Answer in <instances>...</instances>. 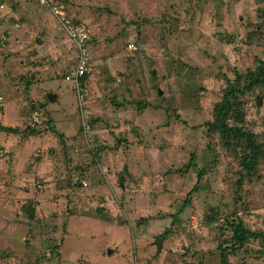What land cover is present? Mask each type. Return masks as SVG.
Here are the masks:
<instances>
[{
    "label": "rangeland",
    "instance_id": "374dc122",
    "mask_svg": "<svg viewBox=\"0 0 264 264\" xmlns=\"http://www.w3.org/2000/svg\"><path fill=\"white\" fill-rule=\"evenodd\" d=\"M58 1L92 37L82 107L65 81H70L75 46L50 9L38 0H0V124L16 123L20 131L0 132V264H129L122 258L129 241L135 257L137 245L139 264H220L219 247L231 246L229 222L235 215L245 228L264 232V87L246 90L264 69V0ZM129 44L136 49L129 51ZM37 66L46 88L60 95L53 106L57 130L67 137L76 130L83 138L90 135L91 150L82 143L63 149L58 138L41 136L52 130V115L47 103L33 104L25 89L26 83L35 84ZM228 83L239 93L228 103L225 123L251 133L261 147L251 173L242 171L244 139H225L207 126ZM118 105L125 109L121 118ZM94 109L91 117H83V110ZM35 111L43 113L39 124L31 121ZM92 131L104 137L101 143ZM30 135L41 137L32 143ZM104 139L128 153L145 145L142 159L149 166L129 161L130 171L138 168L141 174L132 186L119 187L117 175L128 172L117 160L112 164L117 163L119 174L105 175L121 195L112 204L122 229L96 221L104 209L98 206L101 199L81 190L82 181L93 191L103 180L97 164L107 153ZM48 146L56 148L49 150L51 156L58 152L63 179H54L60 174L51 168L38 172L36 182L27 180L36 162L35 156L28 158ZM18 163L23 168L16 176ZM46 191L56 196L54 202L38 209L33 195ZM24 208L34 210L33 219ZM67 229L65 249L99 263L84 255L73 262L62 259ZM165 232L156 254L154 239ZM141 234L150 235L147 242ZM111 244L121 252L114 257L99 252ZM227 258L228 264H264V240L248 241Z\"/></svg>",
    "mask_w": 264,
    "mask_h": 264
},
{
    "label": "crops",
    "instance_id": "0c3cea01",
    "mask_svg": "<svg viewBox=\"0 0 264 264\" xmlns=\"http://www.w3.org/2000/svg\"><path fill=\"white\" fill-rule=\"evenodd\" d=\"M38 1H39V3H41L42 0H38ZM47 1H48L49 4H51V3L52 4H56L58 2V0H47ZM62 3H63V1H62ZM42 5H44V4H42ZM53 15L57 19V21L59 22L58 17L55 14H53ZM54 21H56V20H54ZM1 25H3V23H0V26ZM2 28L4 29V26H2ZM88 31H89V28H88ZM65 36H66V34H65ZM89 38L90 39H89L88 47H89V55H90V60H91V45H90V43H91V38L92 37H91L90 31H89ZM73 53H74V60H73L72 67L75 66V62H76V49H75V47H74ZM38 69H39V67L37 66L32 71V72L35 73V75H36L37 78L34 81L35 84L32 85V86H30V88H29V90H30V93L28 92L29 93V98H30V101H33L34 102L33 104H37V103L46 104L47 103L48 104L47 105V109L51 113L52 120H53V128H52V130H50V132H47V134H45V133L44 134H41V136L43 138H45V137L46 138H49L50 136H53V137L58 138L57 141L60 142V144L62 145V148L63 149H66L67 147L74 146V145H77V144H81L82 143V144H85L88 147L89 150H91L90 144H91L92 141L94 142V138H92V141H91L89 139L91 137L90 135H88V137L84 136V138H83L81 135L80 136L77 135V130H76L75 133H74V135L72 137H67L66 135H64L63 133H60L57 130L56 124H55V120H54L53 116L55 118H57V116L55 114L58 111L56 110V112H55L53 110V106L58 101L60 95H59V93H56V92L52 91V89H49L48 90L46 88L45 84L39 79V77H40V75H39L40 74V71ZM154 73H155V71H153V74ZM60 81H62V80H60ZM65 81L71 83V85H72V91L75 93V96H76L77 106L78 107L79 106L82 107V105L84 104V97H83V94L81 93V91H82V87H83L84 83H83V85H81V81L79 82V84H77V83L74 84V83H72L71 81H68V80H65ZM55 83L56 82H52L51 81L50 82V85L51 84H55ZM33 88L36 89L34 93H33V91H34ZM43 91L45 93H43ZM49 94L54 95V98L52 100H49L48 99V95ZM158 95H160V96L162 95V92L160 90H158ZM49 103L51 105H49ZM135 104H137V103H135ZM121 108H123L122 105L121 106H119V105L117 106L118 116L120 118H121V114H123V112L125 111V109H121ZM95 110L96 109H94V111L83 110L82 111L83 112V117L84 118L91 117L92 114H95ZM53 111H54V114H52ZM149 111H150V109L147 108L140 115L141 116H144ZM61 112L64 113V110H62ZM155 113L158 114V115H160L161 112H155ZM75 114H76V110H75ZM76 116H77V118H80L78 115H76ZM18 123H19V120H18ZM15 124L16 123L9 124V125L8 124L7 125H3L1 123L0 126L15 128L14 127ZM115 125L118 126V128H119V125L117 123ZM151 125H148V126L151 127ZM158 132H160V130H158ZM1 134H3V133H1ZM92 134H94L95 136H97L96 139H98V141L101 143V141H102V139L104 137L103 138H101L100 136L98 137V134H97L96 131H92ZM8 135H12V134H8ZM15 135H17V134H15ZM41 136L38 135V136L33 137V136L30 135V136H28V138L30 137L31 138L30 140H32V143H33V141H35L36 139H38ZM53 137L51 138L52 141L54 140ZM19 138H20L19 140H21V141L26 140V138L25 139H23L21 137H19ZM43 138H41V139H43ZM69 139H71L73 141V143L69 144V142H67ZM79 139L81 140V142L78 143V140ZM57 141H56V148L59 149V146H58ZM103 141H104V144L103 145H107L108 146V148L106 149L107 153L105 152V153L102 154V159H101V162L102 163L101 164H100V160H99V163L97 162L98 163L97 164V168L102 172L103 177L101 179H103V180H102L101 184H99L97 187H95L93 189V191H90V189L86 188L88 186V183L82 181L81 182V186H83V189H81V190H83L82 191V194H84L85 192H91L92 194H88V195L94 196V198L101 199L100 200V204L98 206H99V208H101V209L104 208L105 210L103 209V212L100 211V213H97V216H96L97 218H95V219H97L96 221L100 222L102 226L107 225V226H113V227H117V228H121L122 229V226H119L116 223V221L114 220V218L116 217V213H115V209L113 208V204H112L113 203V199H115V198L117 199L118 197L121 198V195H118L117 194V192L114 190L115 184H113V181H111L107 177L109 175L116 176L117 175L116 173L120 172L119 169H116V167H118L117 166V163H116V165L115 164L114 165L112 164V163H114L115 160H117V161H119L120 166L122 167V169L123 168L124 169L126 168V171L128 172L127 174H124V175H117L118 179L121 178L120 181L118 182V183H120V186L119 187L123 190V189H126L125 187H127L128 185L132 186L133 183H134L135 177H137L138 175L141 176V174L139 173V169L138 168H136L133 173H132V171H130V169L132 168L131 167L132 165L129 163V161H130L131 158H133V160H136L139 165L140 164H143L145 167H148L149 165L145 164L144 163L145 161H143V159H142V156L145 154V145L142 146V149H136L135 148V151L129 150L130 153H128L127 151L123 152L122 150H118L117 151V149L115 148L114 145L110 147V145H111V142L110 141L111 140H108V139L105 140L104 139ZM105 142H107V143H105ZM26 145H27V143H25V147H26ZM45 148H46V146H45ZM45 148L43 149V151H41V150H39L37 148V150L30 156V158H28V160H29V159H32L31 157L35 156L34 158H36L37 160L35 159L36 162H35L34 165H32V169L34 170V172H32L30 175H27L26 174L29 178H26V175L22 174V178L23 179L26 178L27 180H34L33 182H36L39 179L38 177H35V176H38V175H36V174H38V172L41 175L42 172H45V171L47 172L51 168L52 169L55 168L56 169V173H58L60 175L62 174V172H59V170L61 168L60 167V163L58 161H55V159H57L56 156H59V155H57L58 152H56L53 156H51L50 155L51 152L49 151V150H51V148H54V149H56V148L53 147V146L52 147L51 146H48L47 149H45ZM109 149H111V150H109ZM119 154H122L125 163H122L121 162ZM158 155H160V154H158ZM149 158H153V157H151V155H150ZM153 159H155V157ZM18 164L19 165L17 167H15V169H14L15 172L13 171L16 174V176H18V174L20 173V171L22 173L21 168H23V166H20V163H18ZM63 168H65V166ZM88 169H90V172H91L92 169L91 168H88ZM135 172H137V174H134ZM50 175H53V173H50ZM50 175L47 174L46 177L47 178H50V179H53V178H51ZM60 175H56L55 174L53 177H54V179L57 178V179L62 180L64 175L62 174V177ZM105 175H107V177ZM97 176L98 175H96V177ZM95 180H97V179L95 178ZM88 182H90V180H88ZM116 183H117V181H116ZM83 184H85V186ZM57 193L58 194H61L58 191H57ZM33 196L32 197L36 200L37 204L40 203L38 205V209L41 207L42 203H44V202L52 204L54 202V198L56 197V196L52 195V193H49L48 191L43 192V193H41L39 195H33ZM123 196H124V194H123ZM107 198H108L109 202L107 201ZM38 212L39 211H37V213ZM107 213H109L110 215L108 216ZM82 215H85V214H82ZM99 216H102V217H99ZM68 229L66 230V238H65L64 243L62 245V247H63L62 252L64 253V257H62V259L65 260L66 262H69V261L70 262H73L76 256L81 257L82 255H84L83 258L85 260L99 263L97 261H93L91 258L87 257L85 254H78L77 252H72L73 250L65 249V242H66L67 235H68V233H67ZM157 237H159V236H156L155 238H157ZM130 238H129V240H130ZM139 238L142 241L147 242L148 239H146V238H150V235L148 236L147 234H141L139 236ZM159 238L162 240V245H161L160 252H158L157 251V248H156V254L161 253L162 246H163V243H164V240L161 237H159ZM133 247L136 248V257L133 256V255H131V245H130V241H129V250H128L129 252L127 253V255H125V254L122 255V258L125 261H127L129 259V264H139V252H137V245L136 246L133 245ZM155 247H156V245H155ZM99 252L100 253L104 252V253L107 254V256H113L114 257V256H116V254H119L121 251L119 250V248H118V246L116 244H111V245H107L105 248L101 249ZM134 252H135V250H134ZM100 256L103 257V254H100ZM147 256H149V255H145V257H147ZM65 257H67V259ZM99 264H101V263H99Z\"/></svg>",
    "mask_w": 264,
    "mask_h": 264
},
{
    "label": "trees",
    "instance_id": "16d2710c",
    "mask_svg": "<svg viewBox=\"0 0 264 264\" xmlns=\"http://www.w3.org/2000/svg\"><path fill=\"white\" fill-rule=\"evenodd\" d=\"M86 76L81 78V85H83L84 80ZM255 87H264V69H261L260 72L258 73V79L254 80L246 90L250 91L251 89ZM30 88V85L26 83V91H28ZM237 93H239L238 90H236L231 83L227 84V88L223 97L222 104L219 108L214 109V121L212 123H207V126L209 130L213 133L219 134L221 137L231 140V137L233 138H239V139H244V146L245 152L247 154L242 155V161H241V166H242V171L243 173H251L255 167L258 164L259 158L261 156V147L257 142L255 141L254 136L251 133H243L240 129L238 128H233L229 127L225 122L227 121V106L228 103L230 102V99L234 97ZM36 108V107H35ZM41 109V108H40ZM34 115L39 116L41 118L43 116V113L35 111L33 112L32 118ZM31 118V121H32ZM42 121V120H41ZM36 124V123H34ZM0 132H5L7 134H19L20 131L18 128H11V127H3L0 126ZM25 132V131H23ZM31 132H33L31 130ZM202 179V174H199L197 177L198 183ZM197 185L192 189L190 194H193L194 192L197 191ZM243 185V177H240L239 180L237 181V188L240 189ZM189 194V195H190ZM239 200V196L237 197ZM190 202L189 197L185 200V204H188ZM24 211L27 212L28 218L33 219L34 218V210H30L27 208H24ZM229 229L232 231V237L230 239L231 246L230 245H224L220 246L219 250L221 251L220 255V264H228V258H227V253H230L231 251L234 252L235 248H241L243 247L248 241H263L264 240V232L260 233H255L252 232L251 230L245 228L244 223L242 219L237 218L235 215L233 217V222H229ZM168 235V232H165L164 234L161 235V238L164 240Z\"/></svg>",
    "mask_w": 264,
    "mask_h": 264
},
{
    "label": "built area",
    "instance_id": "2783aa9c",
    "mask_svg": "<svg viewBox=\"0 0 264 264\" xmlns=\"http://www.w3.org/2000/svg\"><path fill=\"white\" fill-rule=\"evenodd\" d=\"M41 3L47 6L58 17L60 27L75 46L76 62L74 68L69 73L68 79L74 84H79L81 78L88 75L91 71L88 27L83 23H76V19L68 17L64 11L65 8L62 2L58 1L56 4H49L47 0H42ZM135 49L133 44L128 45V50L134 51ZM32 122L39 124L41 120L39 116L34 115ZM83 185L85 186V184Z\"/></svg>",
    "mask_w": 264,
    "mask_h": 264
},
{
    "label": "water",
    "instance_id": "95a60500",
    "mask_svg": "<svg viewBox=\"0 0 264 264\" xmlns=\"http://www.w3.org/2000/svg\"><path fill=\"white\" fill-rule=\"evenodd\" d=\"M53 98H54V95H51V94L48 95L49 100H52ZM154 244L156 245L157 251L160 252L162 240L159 237H157L155 238Z\"/></svg>",
    "mask_w": 264,
    "mask_h": 264
}]
</instances>
